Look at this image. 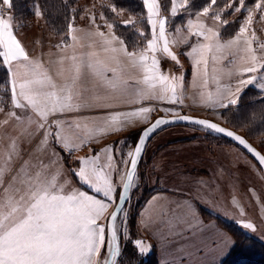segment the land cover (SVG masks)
I'll return each mask as SVG.
<instances>
[{"label": "rangeland", "instance_id": "obj_1", "mask_svg": "<svg viewBox=\"0 0 264 264\" xmlns=\"http://www.w3.org/2000/svg\"><path fill=\"white\" fill-rule=\"evenodd\" d=\"M169 1L168 13L162 15L160 12L159 16L154 19H164L166 21L165 29L166 38L169 42V52L176 57V60L171 59L163 52L161 42L155 52V58L158 62L157 75L167 76L168 80L150 81L151 84L155 85L157 98L149 96L151 89H146L142 85L145 83L144 78H142L136 81L139 82V88L146 95L138 105L134 102V108L131 106L125 112L122 109L114 110L113 106L120 104L118 102L104 105L105 107L111 106L110 108L96 105V110L86 112L81 102L73 101L80 95L78 83L74 87L72 82V88L67 85L69 75L67 78L62 76L58 81L57 79L53 80L49 74L43 72L40 77L49 78L55 85L54 89L48 87L43 91H55L57 96L52 98L36 97L38 110H34L30 106L14 107L12 104V85L11 87L9 84L4 85V83L0 85V172L3 173V177L0 179V213L7 214L11 210L10 202L14 204L19 201L27 182H35L37 172L40 173V180L47 182H53L54 180L57 188L63 186L64 194H69L72 191H84L95 199L102 200L109 205V208L97 221L98 225L105 228L104 245L101 247L100 255L95 257L98 264L104 263L108 250L107 219L119 198L121 185L130 161L128 153L133 151L140 132L155 118L175 116L173 111L179 113V115H202L203 118L213 120L224 126H232L228 127L246 137L255 147L264 152V122L254 125L248 121L246 108L242 104L246 100L244 97L241 98L243 93L236 105L229 104L227 108H220L208 101L209 96L214 100L222 98L221 94L227 89L225 86L229 85L233 88V84L235 82L239 84L240 79H247L252 75H256V73H247L241 77L235 74L234 67L240 64L239 58L235 56L226 57L224 64L213 65L211 58L214 53H210L208 56L210 60L207 64V82L219 80L223 83L220 86V91L217 89L219 91L217 94H215V91L208 92L205 94L204 99L200 101H195L191 96L195 82L201 78L204 80L203 76H194L193 74L194 54L191 53V49L200 43H204V41L192 34L197 30L193 28L190 31L188 21L192 20L194 23L198 21L206 27L218 31L221 43H226L225 41L235 38L239 30L233 37L221 39L220 32L224 23L222 19L221 22L211 19V16L214 15H211L213 11H210L209 17L198 15L202 10L189 16L184 13L186 7H180L183 0H176L178 11L176 16H172V0ZM77 2L80 12L74 19H70L73 28H80L92 23L98 30L107 33L110 37L114 35L118 40L126 41L125 34H120L117 26L119 24L133 25L135 22L133 14L115 7L107 0H78ZM37 5L36 2H33L29 8L30 15L23 19L15 14L12 6L11 8L3 6L2 0H0V18L8 19L11 17L13 34L16 39L27 55L36 57L45 50H52L70 44L68 29L55 32L43 15L41 17L35 16ZM113 7L116 8V11L112 10ZM238 7H240V4ZM106 8L110 11V17L104 13ZM249 9L253 10V22L248 26L246 34L251 38L252 33H255L253 48L256 52L254 53L261 57L264 54V50L259 47L260 44H264V20L260 19L261 12L257 11L255 6H243L239 13L245 12L240 23L244 22ZM145 10L144 20L146 25H134L133 28L137 30L138 36L129 42L131 46L125 41L123 46L135 48V52H145L148 57L147 63L150 65L153 53L147 50V43L148 40L152 39L153 30L152 26L148 24L147 9L145 8ZM239 13L234 10L231 17L225 21L236 18ZM108 24H112L114 27L109 29ZM144 27L147 28L149 34L144 32L146 31ZM158 30L157 26V34ZM120 35L123 37H120ZM118 40L113 41L114 46H121ZM0 52H3L2 48H0ZM129 52L134 51L129 50ZM229 54L231 53L229 52ZM1 57L5 69L11 72L10 83L13 81L15 66H17L16 78L20 81L24 75L22 76L19 70L27 68L28 62H13L10 70L9 65L4 63L3 56ZM33 69L37 72V69ZM229 71H233L231 76L228 75ZM108 72L112 71L109 70ZM106 77L105 73L104 77L98 78L99 82L106 80ZM173 77H175V82H173ZM261 77L260 74L259 78L261 79ZM123 78L126 79L124 76ZM4 82H6V78ZM173 83H175L176 94L179 98L177 104H169L158 98L160 89ZM246 90H249V88ZM17 91H19L18 87ZM69 93L72 96L71 103H74L70 110L65 109L63 112L58 110L54 115L50 114L47 122L41 119L39 112L46 110L50 112L53 103L57 99L67 102L65 98ZM250 93L251 91L248 95H251ZM228 99H234V96H229ZM228 99H225L224 102L228 103ZM20 102L25 104L21 98ZM140 107L153 109L146 124L132 119L128 123L122 124L119 130L103 128L101 121L108 118V116L116 113L132 112ZM164 108L172 111L165 113L162 111ZM10 113L11 115H9ZM57 121H59V126H57ZM41 123L44 124V128L39 127ZM47 130H51L53 134L59 131L63 138L70 141L69 147L65 148L63 144L55 143L54 136L49 138L47 144L42 143L43 133ZM107 148H112V152H105L104 149ZM97 154H99V159L95 164L97 171L101 173L102 178H110L117 190L113 193L112 201H109L102 193L94 192L91 187L80 182L79 178L75 176V171L80 167V159H88L90 156L95 157ZM109 155L113 158L111 167H108ZM125 160L127 163L124 162ZM121 175L122 181L120 182ZM14 177L15 181L13 180ZM9 188L11 190L6 192L5 189ZM180 188L196 200L204 220L216 221L220 230L228 235V241L231 242L232 248L236 241L228 231L227 226L216 218H209L206 213L216 214L221 220L227 221L219 216L223 214L222 211H225L221 200L224 193L228 198H235L237 201L236 217L240 221L233 223L244 234L264 244V172L261 168L242 149L211 130L192 125H170L157 131L146 145L133 179L128 202L117 218L116 230L119 237L120 257L126 244L130 241L134 244L140 237L138 216L142 204H145L155 192L163 191L171 194L170 191L182 192ZM230 190H232L235 197L228 196ZM208 207L212 210L208 209L210 210L208 211ZM230 208L233 210V206ZM133 222L134 228H132ZM242 223H251L254 231L244 229ZM212 241L215 243L216 239ZM207 243H209L207 239H202L198 247L200 248ZM219 243L224 244L225 240L220 239ZM200 257L204 258V256ZM157 260L160 264L158 257ZM182 263H184V258Z\"/></svg>", "mask_w": 264, "mask_h": 264}, {"label": "snow or ice", "instance_id": "obj_2", "mask_svg": "<svg viewBox=\"0 0 264 264\" xmlns=\"http://www.w3.org/2000/svg\"><path fill=\"white\" fill-rule=\"evenodd\" d=\"M216 3V0H211V3L204 7L198 14L200 16L209 17L210 9L212 5ZM245 0H240V7H237L235 11L239 13L243 8ZM3 6L11 8L12 0H2ZM143 4L147 9L148 24L152 26L153 34L152 39L148 40L147 50L153 53L151 64L147 63L148 57L145 52L139 53L127 52L123 47L124 41L118 40L114 35L111 38H105L101 32L95 35L100 37V43L105 47V51L116 52L118 49L109 48L108 46L117 41L121 45L119 51L124 52L134 64H138L144 72V82L149 85L151 91L149 96L151 98H157L155 94V85L150 81L157 79L161 81H167V76L157 75L158 62L155 58V52L158 50L161 42L163 44V52L176 60V57L169 52V42L166 38V29L164 19H154L160 14V5L157 0H143ZM187 0H183L180 7H186ZM232 5L229 4L228 7ZM255 9L261 12L260 19L264 20V0H258L255 5ZM113 11L116 8L113 7ZM178 7L176 0H172L171 14L176 16ZM35 16L41 17L42 12L37 5L35 8ZM103 18V17H102ZM211 19L216 22H221V15L219 13L211 16ZM253 22V10L249 9L244 22L239 28L238 34L234 39L228 40L226 43H221L219 40V32L214 31L212 28L206 27L203 23L188 21L189 30L195 28L197 31L192 33L201 38L204 43H200L191 49V53L194 54V76H203L205 85L207 84V64L208 56L210 53L220 52L223 50L232 51L235 53H243L240 56V64L234 67V72L237 75L243 77L247 73H257L260 69H264V56L258 60L257 55L253 51V42L255 40V33H252L251 38L246 34L248 26ZM227 23V21H223ZM158 26V34H157ZM109 29L114 26L108 24ZM69 35L74 31L72 23L68 25ZM143 35V33H141ZM75 39V37H73ZM260 49L264 50V44L259 45ZM0 48L3 52H0V56H3L4 63L11 66L13 62L25 61L29 62V58L20 42L16 39L12 29V19L0 18ZM95 53H89V56H94ZM75 59V57H73ZM212 60L215 63L217 56L212 55ZM203 66V68H201ZM89 67H93L92 63H89ZM35 69L39 68V64L34 65ZM78 70V69H77ZM111 70L115 75L116 69H109L107 65H102L98 69V74H103ZM215 71V70H214ZM233 71H229L228 75L231 76ZM17 74L13 72L12 81V104L16 108L24 106H30L34 110H38L36 103V97L44 96L46 98L56 97L57 93L44 92L43 89L51 87L55 88V85L47 77L44 78H29L27 74L21 81L17 80ZM32 77H38V73L33 71ZM175 82V77L172 78ZM215 79V77H214ZM264 79V76L261 77ZM256 80V76L252 75L247 79H240L239 85L246 87L252 85ZM261 89H264V83L259 85ZM17 87L19 93L17 94ZM241 87H237L236 92L241 91ZM232 95L231 89L227 88L221 94L222 98L213 99L209 96L208 101L210 104L218 105L220 108H227L229 104L236 105L238 98L228 99ZM20 98H23L25 104H21ZM159 99L164 100L169 104H177L179 98L176 94L175 83L171 85H165L160 89ZM225 99H228V103H225ZM67 102L57 99L53 103L50 112H39L41 119L47 122L50 114L54 115L58 110L60 112L65 109H71L72 96L71 93L65 98ZM152 108L140 107L135 111L128 113H116L101 121L103 128H115L120 129L122 124L128 123L132 119L139 120L141 123H147ZM165 113L172 111L170 109H162ZM11 115V113L9 114ZM173 115L177 116L179 120L192 123L198 126H202L205 129L211 130L218 134H223L236 141L239 145H242L255 156L261 165H264V155L256 152L250 147L244 139L235 135L232 131H226L225 128L218 126L216 123H210L206 120L195 119L191 120L188 116H181L179 113L173 111ZM167 119H158L151 127L142 131L139 135V142L136 144L134 152H129L128 156L131 158V170L127 172V181L124 183V188L128 189L131 186L133 180V174L137 168L138 158L141 156L142 149L145 145V141L150 135L160 128L162 125L172 123ZM59 126V121L56 122ZM40 128H44V124L39 125ZM77 127H79L77 125ZM103 130V129H101ZM54 136V142L57 144H63L65 148L69 147L70 141L61 136L59 131L54 134L51 130H47L43 133V142L47 144L50 137ZM105 152L111 153L112 148L104 149ZM99 159V154L95 157H89L88 159L81 158L79 163L80 167L75 171V176L79 178L80 182L88 185L94 192L102 193L109 201L113 200V193L117 190L113 186L110 178H102L101 173L97 171L95 167L96 162ZM112 156H108V167L112 166ZM127 163V161H124ZM91 165V167H89ZM3 173L0 172V179H2ZM40 173H36L35 182L28 181L23 194L20 195L18 202L14 204L10 202L11 210L7 213H0V264H98L95 257L100 255L101 247L105 242V228L97 224V221L105 213L109 205L102 200L95 199L93 196L86 194L84 191H72L69 194H64L63 186L56 187L53 182H47L40 180ZM15 181V177L13 178ZM11 188L5 189L6 192ZM20 191V190H16ZM121 202L125 197L123 193L119 194ZM119 207V205H117ZM112 219H116L115 212L111 213ZM181 223L184 221L181 220ZM244 229L253 230L251 223H242ZM109 230L112 231V225L109 224ZM115 232L112 231L111 238L109 240V248L114 246ZM134 245L142 255H146L150 248L145 246L142 241H135ZM117 254V251H113V258Z\"/></svg>", "mask_w": 264, "mask_h": 264}, {"label": "crops", "instance_id": "obj_3", "mask_svg": "<svg viewBox=\"0 0 264 264\" xmlns=\"http://www.w3.org/2000/svg\"><path fill=\"white\" fill-rule=\"evenodd\" d=\"M98 32L103 33L105 38H111L110 35L98 30L90 23L80 28H74L73 33L70 35V44L68 46L45 50L39 53L37 57L28 55V67L19 70L21 75H24L22 79L25 78L26 74L29 78H34L32 77L34 65L39 64V68L37 69L38 78H41L40 74L43 72L49 74L53 80L57 79L58 81L62 76L67 78L69 75L67 85L73 88L72 82L74 87L77 83L79 84L80 95L73 101L81 102L86 112L96 110V105L105 107L104 105L107 103L115 104L119 102L120 104L114 105L113 109H122L124 112L128 108H131L134 102L138 105L146 95L139 88L140 84L138 82L144 78V70L138 66V64H134L124 52L119 51L121 46H114L113 42L108 47H114L118 49V51H105V47L100 43V37L95 35ZM73 37H75V39H73ZM123 47L129 52L125 46ZM253 51L256 52L254 48ZM229 52L231 54H229ZM89 53H95V55L90 57ZM135 53L139 55L141 52L137 51ZM214 54L217 56V61L215 63L213 62V65L224 64L226 57L235 56L240 60V56L243 55V53L233 54L232 51L228 50H223ZM262 56H264V54H262ZM73 57H75V59H73ZM257 57L259 58L260 56ZM209 60L210 58H208V61ZM90 62L93 65L91 68L89 67ZM102 65H107L109 69H116L115 75L113 72L108 71L104 72L102 75L98 74V69ZM16 67L17 66L14 68L15 73H17ZM105 73L107 75L106 80L99 82L98 78L104 77ZM260 74L264 76V69H260V71L256 73V80L252 85L241 87L235 82L233 88L229 85L225 86V88L231 89V96H234V99L238 98L239 100L240 95L247 88L258 90L262 93L261 95H263L262 97L264 98V89H261L259 86L264 83V79L259 78ZM123 76L126 77V79H124ZM9 78L11 79L10 71H8V81ZM121 84L123 85L120 86ZM222 84L223 83L218 80L209 81L205 85L204 80L201 78L195 82V87H193L191 96H193L195 101H200L204 99V96H206L205 94L208 92L212 93L215 91V94L219 93ZM9 85L11 87L12 82L10 83L9 81ZM142 85L146 89L149 88V85L145 83ZM237 87H241V91L236 92ZM17 92L19 93V91ZM21 100H23V98H21ZM110 107L111 106L105 108ZM132 108H134V106ZM191 115L204 117L197 114ZM262 153L264 154V152ZM119 181H122V175ZM180 190L182 192L170 191L169 193L171 194L163 191L155 192L145 204H142L138 216L140 237L136 241H142L145 246L150 248L147 254L155 252L160 264H221L232 248L231 242L228 241V235L220 230L215 220H204L200 214L196 200L183 189L180 188ZM228 194V196H234L232 190L228 191ZM221 201L225 211H222L223 214L219 216L234 223L240 221L237 220L236 217V199L231 197L228 198L224 193ZM232 206L233 210L230 208ZM208 209L210 208L208 207L207 210ZM181 220L184 222L181 223ZM202 239H207L209 243L201 246L200 248L202 249H200L198 246ZM215 239L216 241L214 243L212 240ZM220 239H224L225 243L220 244ZM200 256H204V258ZM183 258L184 263H182ZM192 259L193 261H191Z\"/></svg>", "mask_w": 264, "mask_h": 264}, {"label": "trees", "instance_id": "obj_4", "mask_svg": "<svg viewBox=\"0 0 264 264\" xmlns=\"http://www.w3.org/2000/svg\"><path fill=\"white\" fill-rule=\"evenodd\" d=\"M77 1L78 0H12V7L18 17L25 19L31 13L29 8L32 6V3L36 2L49 26L55 32H61L68 29L70 19H74L80 12ZM107 1L113 4L115 7L126 10L135 16V22L133 25L119 24L117 26L120 34H125L126 41H124L131 46V43L129 42L133 41L134 37L136 38L138 36L137 30H135L133 26L146 25L144 20L146 16V10L143 0ZM257 2L258 0H245L244 6L252 7L255 6ZM158 3L160 5L161 14L166 15L168 13L170 1L158 0ZM210 3L211 0H187V6L184 10V13L188 14L189 16L191 14H196L203 10V8L208 6ZM229 4L232 6L228 7ZM239 4L240 0H216V3L212 5L210 9L211 12L213 11L211 15L219 13L221 15V19L225 21L231 17L233 11L239 6ZM107 7L110 8L109 6ZM108 8L104 9V13L106 16L110 17L111 14ZM244 12L245 11H242L236 18L223 24L220 32L221 39H227L236 35L240 28V22ZM144 29L146 30L144 32L149 34V32H147V28L144 27ZM120 37L123 36L120 35ZM128 47L129 46H127L128 50L135 52V48ZM2 63L3 60L0 56V85L4 83V85L7 86L9 84L8 70L5 69ZM5 78L6 82H4ZM250 91L251 95H248ZM242 97L246 98L242 104L246 108V116L248 121L254 125L263 123L264 98L262 97L261 93L254 88H249V90H245L243 92L241 98ZM228 126L232 127L230 125H227V127ZM206 214H208L209 218H216L225 224L228 231L236 241L234 247L230 250L229 254L221 262V264H264V244L262 242L244 234L243 231L233 222H227L223 219L221 220L220 217L210 212H207ZM132 226V228H134V222L132 223ZM117 264H158V260L154 252H151L147 255H142L133 242L130 241V243L126 244L124 247L122 255L119 257Z\"/></svg>", "mask_w": 264, "mask_h": 264}, {"label": "water", "instance_id": "obj_5", "mask_svg": "<svg viewBox=\"0 0 264 264\" xmlns=\"http://www.w3.org/2000/svg\"><path fill=\"white\" fill-rule=\"evenodd\" d=\"M181 116H188L191 120H195V119H202V120H206L210 123H216L218 126L220 127H223L226 129V131H232L235 135H238L240 136L242 139H244L246 141V143L252 147L256 152L260 153V155H264L257 147H255L246 137H244L243 135H241L240 133H238L237 131L227 127V126H224L218 122H215L213 120H210V119H206V118H203V117H197V116H192V115H181ZM158 119H167L169 121H173L172 123H169V124H166V125H162L160 128L156 129L155 132H153L150 137L145 141V145L142 149V152H141V156L138 158V164H137V167L139 165V162L144 154V150H145V147L146 145L148 144L150 138L157 132L159 131L161 128L163 127H166V126H170V125H192V126H197V127H201L203 128L202 126H198V125H195V124H192V123H187V122H184V121H181L178 119L177 116H168V117H165V116H159L157 118H155L153 120L152 123H150L148 126H146L142 131L146 130L147 128L151 127L152 124H154L156 122V120ZM141 131V132H142ZM140 132V133H141ZM218 134V133H217ZM219 136L223 137L224 139L230 141L232 144H234L235 146L239 147L240 149H242L251 159H253V161L261 168V170L264 172V165H261L259 163V160L253 156L252 153L248 152V150L246 148H244L242 145H239L236 141L232 140L231 138L227 137V136H224L223 134H218ZM139 142V138L136 142V144ZM135 144V146H136ZM135 146L133 148V151L134 152V149H135ZM131 170V158H130V161H129V164H128V168H127V171L124 175V180L122 182V185H121V189H120V193H123L125 199L123 202L120 201V199L118 198L114 208L112 209L111 213L115 212L116 214V219L113 220L112 219V215L111 213L109 214V217L107 219V224H106V228H107V233H108V241L110 240L111 238V235H112V231L115 232V240H114V246L112 249L108 248L107 252H106V257H105V260H104V263L103 264H117L118 262V259L120 257V244H119V237H118V233H117V230H116V222H117V218L118 216L121 214L122 210L124 209V206L125 204L128 202V199H129V196H130V191H131V187H132V183H133V180H132V183H131V186L128 188V189H125L124 188V183L127 181V172ZM137 170V168H136ZM136 170L133 174V179L135 177V173H136ZM119 193V194H120ZM117 205H119V207H117ZM109 224L112 225V231L109 230ZM113 251H117V254L115 255V257L113 258V255H112V252Z\"/></svg>", "mask_w": 264, "mask_h": 264}, {"label": "bare ground", "instance_id": "obj_6", "mask_svg": "<svg viewBox=\"0 0 264 264\" xmlns=\"http://www.w3.org/2000/svg\"><path fill=\"white\" fill-rule=\"evenodd\" d=\"M142 159V158H141ZM126 205V204H125ZM125 207V206H124ZM108 248H109V246H108Z\"/></svg>", "mask_w": 264, "mask_h": 264}]
</instances>
